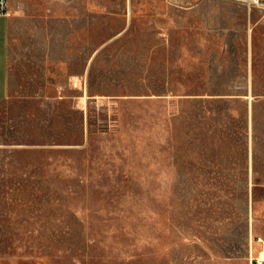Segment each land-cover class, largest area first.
I'll list each match as a JSON object with an SVG mask.
<instances>
[{"label":"rangeland","instance_id":"1","mask_svg":"<svg viewBox=\"0 0 264 264\" xmlns=\"http://www.w3.org/2000/svg\"><path fill=\"white\" fill-rule=\"evenodd\" d=\"M8 10L0 264H264V10Z\"/></svg>","mask_w":264,"mask_h":264},{"label":"crops","instance_id":"2","mask_svg":"<svg viewBox=\"0 0 264 264\" xmlns=\"http://www.w3.org/2000/svg\"><path fill=\"white\" fill-rule=\"evenodd\" d=\"M16 16V15H15ZM12 17L0 15V100L9 95V43ZM34 67H44L46 73H51L50 67L64 64L62 60H53L51 57L35 58Z\"/></svg>","mask_w":264,"mask_h":264},{"label":"built area","instance_id":"3","mask_svg":"<svg viewBox=\"0 0 264 264\" xmlns=\"http://www.w3.org/2000/svg\"><path fill=\"white\" fill-rule=\"evenodd\" d=\"M241 3L246 4L249 8L251 7H258L264 10V0H235ZM0 15L1 16H8V0H0Z\"/></svg>","mask_w":264,"mask_h":264}]
</instances>
